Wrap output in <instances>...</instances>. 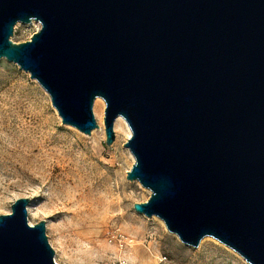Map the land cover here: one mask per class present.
I'll return each mask as SVG.
<instances>
[{"label":"water","instance_id":"95a60500","mask_svg":"<svg viewBox=\"0 0 264 264\" xmlns=\"http://www.w3.org/2000/svg\"><path fill=\"white\" fill-rule=\"evenodd\" d=\"M40 27L22 44L17 24ZM30 75L61 123L106 145L122 117L133 209L197 249L264 264V0H0V61ZM30 199L0 216V264H57Z\"/></svg>","mask_w":264,"mask_h":264},{"label":"rangeland","instance_id":"374dc122","mask_svg":"<svg viewBox=\"0 0 264 264\" xmlns=\"http://www.w3.org/2000/svg\"><path fill=\"white\" fill-rule=\"evenodd\" d=\"M39 27L19 23L11 41L28 42ZM104 112L94 104L100 129L90 136L63 125L38 83L1 60L0 216L30 199L29 224L46 222L57 264H247L212 238L185 246L161 220L134 211L150 192L127 180L134 160L120 130L106 145Z\"/></svg>","mask_w":264,"mask_h":264},{"label":"bare ground","instance_id":"6f19581e","mask_svg":"<svg viewBox=\"0 0 264 264\" xmlns=\"http://www.w3.org/2000/svg\"><path fill=\"white\" fill-rule=\"evenodd\" d=\"M95 105L98 108V110H102L104 108V106H105V103H104V101L102 99H97L96 102H95ZM114 127H115L116 130L118 129V130L121 131V134H122L123 137H126L127 139H129L131 137V135H132L131 129H130L128 123L122 117H119L116 120ZM130 155H131V153H130ZM131 157L134 160L132 155H131Z\"/></svg>","mask_w":264,"mask_h":264},{"label":"built area","instance_id":"2783aa9c","mask_svg":"<svg viewBox=\"0 0 264 264\" xmlns=\"http://www.w3.org/2000/svg\"><path fill=\"white\" fill-rule=\"evenodd\" d=\"M117 264H130V263H128L126 261H119Z\"/></svg>","mask_w":264,"mask_h":264}]
</instances>
